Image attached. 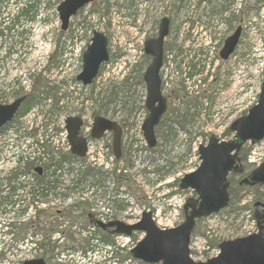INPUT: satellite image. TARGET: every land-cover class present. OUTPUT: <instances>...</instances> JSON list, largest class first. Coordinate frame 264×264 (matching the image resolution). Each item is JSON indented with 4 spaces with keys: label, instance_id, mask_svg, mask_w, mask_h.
<instances>
[{
    "label": "built area",
    "instance_id": "1",
    "mask_svg": "<svg viewBox=\"0 0 264 264\" xmlns=\"http://www.w3.org/2000/svg\"><path fill=\"white\" fill-rule=\"evenodd\" d=\"M40 9L36 14V22L21 19L15 21L13 10L0 12V48L3 55L13 56L19 63H12L0 72V100L11 98L18 78L22 75L24 83L29 75L41 71L47 66L51 51L56 47L54 42L53 25L60 27L57 16V0H37ZM111 17L102 12L93 10L88 5L78 16L67 31H64L60 49V67L54 74L57 82H72V78L80 71L82 65V51L95 27L105 31L110 37L111 59L98 78L96 91H99L110 82L117 84L122 100L117 106L107 110L108 116L124 126L123 144L133 150L136 168L141 165L138 148L146 146L143 136V124L147 118L146 108L147 90L141 76L146 69L144 62V45L148 35L156 34L160 21L168 16L172 21L169 44L165 52V62L162 68V91L171 94L174 87L182 84L186 91L199 93L202 83L203 70L206 74L214 70L220 63L219 48L228 34L229 25L227 18L241 11L246 0H110ZM101 11V10H100ZM264 14V8H262ZM50 22V23H47ZM89 22H92L90 25ZM95 26V27H94ZM58 32L60 29L58 28ZM27 44V64H23L26 56L21 52L9 53L11 44H18L17 38ZM10 37V40H8ZM15 37V41L12 38ZM3 46V47H2ZM21 45H19L20 47ZM2 67V63L0 62ZM115 74L114 80L111 75ZM69 86L80 95L81 87ZM196 89V90H195ZM63 90V89H62ZM241 88L233 90L234 103L230 118L240 115L257 102L258 87L252 88L248 98L242 94ZM255 90V91H254ZM81 99V97H80ZM88 103V101H87ZM97 107V106H96ZM94 108L79 107L64 111H45L37 121L32 120L34 111L26 115L21 124L10 128L5 134H0V189L3 195L12 193L10 200L2 209L12 216L15 222L27 221L37 214L39 209L51 205L68 208L80 201L89 204V210L95 217L103 222L115 218L131 221L138 220L143 208L130 205L123 212L116 208L118 199H126L132 203L131 197L115 189V173L126 174L124 160L117 163L112 152L111 132H106L102 139L90 138L93 124ZM80 115L84 122L83 134L88 139V153L84 161L71 156V146L65 128L66 118L69 115ZM228 123L219 125L224 131ZM203 143L201 139L200 145ZM198 148V147H197ZM195 148V149H197ZM261 151L254 150L251 161L258 163L264 158V146ZM6 158L8 160H6ZM59 162L60 166L56 163ZM196 165L197 158L191 160ZM117 163V166H116ZM44 167V183H38L34 170L26 171V166ZM89 167L103 171L102 173H86ZM17 172L11 183L8 178ZM103 178L108 179L104 184ZM112 181V183H111ZM14 186L15 189L11 190ZM49 186L51 189H49ZM149 187V186H147ZM168 189L164 194L169 193ZM58 197L52 199L53 193ZM187 194H174L166 200L167 206H173L175 214L171 215L167 225L179 224L182 219L178 216V209L185 202ZM159 214L160 206L156 209ZM74 228H77L75 226ZM85 236L92 235L95 226H89ZM64 239V238H61ZM29 243V239L26 240ZM131 239L118 236L117 244L100 243L93 239L90 250L87 252L88 261L84 264H95L105 259L114 260V264H140L132 257L124 260L113 257L115 250L121 248L122 253L130 249ZM105 249L103 257H92L91 252L97 247ZM24 253H27L23 256ZM31 246L28 251L20 253L18 257L34 255ZM66 259L75 258L72 252ZM80 264V263H79Z\"/></svg>",
    "mask_w": 264,
    "mask_h": 264
},
{
    "label": "rangeland",
    "instance_id": "2",
    "mask_svg": "<svg viewBox=\"0 0 264 264\" xmlns=\"http://www.w3.org/2000/svg\"><path fill=\"white\" fill-rule=\"evenodd\" d=\"M109 1L96 0L93 6L96 9L99 8L101 10L100 12L106 16L111 17V4ZM251 2L252 7H248V9L252 14L249 18L245 16V19L249 22L241 36L236 52L229 60L221 62L214 70H210L207 74L206 70H203L202 83L199 86L198 94H189L181 91L175 94L177 97L171 101L170 111L162 117L160 124L156 127V135L158 138L156 148L152 149L149 146H143L137 149L141 163L146 164L141 176L138 170L134 168V165L132 163L130 164L131 171L129 173V187L127 192L133 196L135 204L137 205H145L147 208L150 207L151 210H155L156 206L162 208V212L156 215V222L162 228H167L166 226L171 218L169 213L173 209V206L166 205L167 194L164 195L163 191L169 189V186L178 185L179 174L189 172L194 166L193 162L190 161L197 158L198 152L194 148L201 139L205 141L213 135L223 140H232L235 138V132L230 129L232 123L224 133H221L218 129L219 123L227 121L231 114L234 103L233 90L241 87L247 99L250 90L258 82H263L264 80V14L259 13V9L264 3V0H252ZM1 10L5 12L9 11L10 14L12 13L6 2L0 3V12ZM89 24L91 25L92 22H89ZM238 26L236 23L233 24L232 30L234 31ZM55 36L59 39V33H55ZM8 40H10V37H8ZM12 40L15 41V37ZM17 41L18 44H11L9 46V53L21 52L25 56L27 54L22 61L26 65L29 56V47L21 40L20 36L17 38ZM19 45L22 46L19 47ZM0 62L2 63L0 72H4V74L5 67L7 70L8 65L12 63L20 64L19 60L13 56L3 55L1 48ZM53 64L55 66L56 61ZM114 77L115 74H112V80H114ZM50 78L51 80L49 79V81L51 84L48 83L44 73L37 75L34 89L29 94L30 98L20 109L19 115L26 112L27 108L31 109L34 107L32 109L34 113L31 119L37 121L45 112V107L53 108L55 111L60 112L64 111V109H70L78 103L80 97L76 95L75 90H68V83L55 89L53 85H56V77H54V74H51ZM58 90H61L63 94H58ZM85 91V107H90L91 103L97 104L100 102V111L106 104L107 106L111 105L115 107L122 100V96L114 88L112 91L106 89L102 93L95 95V86L92 85L85 88ZM42 93L45 96L51 95L53 99L48 100L44 98L45 96L43 98H37ZM33 97H36V99H32ZM252 149L253 146L250 145V142L242 147L239 152L241 158L240 168L229 174V206L221 210L218 214L204 217L197 221L192 233L190 245L191 256L194 260L204 261L207 255L215 252L214 248L218 246L220 241L244 236L257 227L255 225L257 221L254 222L253 220L256 213L258 211L261 212L263 207H256L254 202L259 200L264 203V186L254 185L249 177L256 168L255 164L249 161V154ZM6 160L8 159L6 158ZM103 180L104 184H108L109 181L107 178H103ZM160 182L163 183L159 185ZM121 185V182L117 183V188L119 189ZM186 192L188 191H180L179 189L177 191L179 194H185ZM195 196L196 193L194 192L191 197L195 198ZM57 197L58 194L54 192L52 199ZM2 204L3 198L0 199V206ZM59 209H62V207L51 205L48 214H46L47 220L49 221L47 229L54 227L61 229L59 226L62 225L67 230L64 244H69L71 252L75 254V259L78 260L75 262L84 264L88 261L87 252L90 248L78 250L73 249L71 246L75 242H79L82 247L88 245L87 241L83 239V234L90 231L88 230V224L84 226V223L89 222V220L81 219L83 224H79L77 228H74L81 235H76L72 226H75L77 220H79V218H75L78 213L63 211V209L58 212ZM2 212L5 211H0L2 215V219H0L1 237L4 235L12 237L10 234L17 233V231H20V233L16 236V242H11V240L0 242V250L2 252L0 254V264H23L17 254L28 251L35 244H31L32 242L19 243V240L23 237L22 232L24 235H27L29 230L33 228H26L21 225L14 230V228H11L12 225H5V222L9 221L12 216L4 215ZM177 212L179 216L185 219L184 210L180 209ZM173 214H175L174 210L171 211V215ZM72 221L74 222L71 226ZM7 226H10V228H7ZM41 232V230H38L36 233L41 234ZM43 232L45 233L44 229ZM53 235L56 237L55 242L50 238L44 245H36L39 252L37 257H46L52 264H68L67 260L60 259V251H63L66 247L64 245L61 246L63 243H61V240H58V233H54ZM141 235V232H134L131 243L136 244ZM62 237L63 234H61ZM97 237L98 235L95 234L92 236L89 235L86 240L96 239ZM102 237L108 239V236L103 233ZM111 240L113 241L114 238H111ZM6 247L8 248L5 249ZM57 248L60 250L58 251ZM208 251L211 253L208 254ZM91 254L92 257H103L105 255V249L102 246H97ZM105 264H114V262L110 261V263L107 262Z\"/></svg>",
    "mask_w": 264,
    "mask_h": 264
},
{
    "label": "water",
    "instance_id": "3",
    "mask_svg": "<svg viewBox=\"0 0 264 264\" xmlns=\"http://www.w3.org/2000/svg\"><path fill=\"white\" fill-rule=\"evenodd\" d=\"M90 0H66L59 7L63 27H68L69 19L77 10ZM170 21L164 18L158 36L146 42V52L152 56L145 81L147 83V106L149 116L144 124V134L151 147L156 146L155 127L167 108V100L161 92L160 70L163 65L164 40L169 32ZM242 34V26L225 41L221 57L228 59L235 51ZM108 40L101 32H95L93 42L84 54V69L79 79L84 84H91L97 76L102 62L108 59ZM25 97H20L11 104H0V127L11 121ZM81 120L78 117L67 119V128L72 150L79 156L87 151L86 140L79 136ZM236 130L233 141H219L212 137L207 145L200 147L202 163L199 168L186 174L181 180V187L192 188L199 194L198 203L190 201L185 206L186 219L175 227L162 229L152 217L150 211L143 213L141 220L135 224L114 221L100 223L102 228L113 227V232L131 235L133 231L145 232V237L137 243L132 253L135 258L146 263L161 264H264V213L258 214L259 231L248 236L223 240L219 244L220 253L206 261H195L191 257L190 242L197 219L217 213L228 206L230 194L227 178L233 169L239 167L240 158L237 151L247 142L258 143L264 139V83L259 103L249 113L239 118L232 126ZM106 129L115 131L114 150L121 157V127L118 123L103 117H97L94 136L100 137ZM236 151V152H235ZM41 172L40 168H37ZM253 182L264 183V165L252 174ZM256 205H260L257 203ZM24 264H48L44 259H32Z\"/></svg>",
    "mask_w": 264,
    "mask_h": 264
},
{
    "label": "trees",
    "instance_id": "4",
    "mask_svg": "<svg viewBox=\"0 0 264 264\" xmlns=\"http://www.w3.org/2000/svg\"><path fill=\"white\" fill-rule=\"evenodd\" d=\"M38 97H39V96H38ZM38 97H37V98H38ZM32 99H34V100H35V99H36V97H33Z\"/></svg>",
    "mask_w": 264,
    "mask_h": 264
}]
</instances>
